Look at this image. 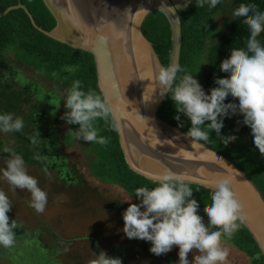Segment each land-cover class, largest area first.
Segmentation results:
<instances>
[{"label": "clouds", "instance_id": "clouds-1", "mask_svg": "<svg viewBox=\"0 0 264 264\" xmlns=\"http://www.w3.org/2000/svg\"><path fill=\"white\" fill-rule=\"evenodd\" d=\"M185 3L188 7L192 0H185ZM220 3L221 0H197L201 8L207 5L214 9ZM171 9L173 7L159 8L165 15H169ZM232 15L244 22L250 35L246 50L233 49L229 58L219 65L229 78H215L217 87L206 93L193 74L186 73L179 63H171L160 66L152 81L161 97L170 95L177 113L174 119L180 122L183 114L190 121L191 126L185 135L193 143L208 142L212 132L225 146L235 142L237 136L224 135L226 121L241 115L243 120L238 123L251 130L255 147L264 155V43L258 39L264 33V12L256 6L241 3ZM178 73L185 74L178 76ZM230 100L233 101L231 104L228 103ZM62 101L66 111L61 119L68 125H79L73 132L77 140L101 146L109 144V139L99 134L98 120L109 124L113 131H119L107 98L93 90L85 91L80 80L72 82ZM23 128L22 117L10 112L0 113V133L21 132ZM38 139L39 133L35 132L32 143L36 144ZM3 151L9 153L10 158L5 161L6 166L0 168V179L7 181L13 191L27 190L31 194L29 206L43 213L48 202L47 192L38 186L35 177L28 174L21 155L10 148ZM134 193L139 203H131L132 197L125 200L129 206L122 214V231L128 239L150 242L149 250L157 256L176 246L179 264H192L189 257L193 253H198L195 264H230L224 239L230 240L247 219L245 206L233 190L231 179L225 178L216 184L210 207L206 209L207 224L184 174L164 169L154 187H138ZM12 207L9 197L0 191V247L4 248L14 246L15 229L21 226L17 219L9 222L7 213ZM94 255L90 264H122L120 258L110 257L104 251Z\"/></svg>", "mask_w": 264, "mask_h": 264}, {"label": "trees", "instance_id": "trees-1", "mask_svg": "<svg viewBox=\"0 0 264 264\" xmlns=\"http://www.w3.org/2000/svg\"><path fill=\"white\" fill-rule=\"evenodd\" d=\"M227 1L221 0L216 8L209 9L207 5L203 8L199 7L197 0H193L188 7L177 10L182 28V49L179 64L186 70V73L196 76L197 68L202 66V71L207 70L227 76L219 68L221 62L229 58L233 49L246 50L250 32L245 27L244 22L235 18L232 13L241 3H246L250 7L256 6L259 11L264 12V0H230L231 9L225 8ZM18 5L25 6L36 25L43 30L49 32L55 27L56 22L42 0H0V15L8 8ZM225 13L227 16L224 15L220 23L223 33L221 35L211 34V30L215 27V17L218 14ZM142 31L147 40L152 43L162 66H167L171 51V30L164 14L160 10L153 11L144 21ZM217 36L218 41L209 45ZM258 39L261 43H264V33H261ZM11 52L19 64L27 68L31 67L35 76L62 87L65 93L74 80H80L85 91L93 90L102 95L97 86L96 66L93 56L42 34L33 27L28 14L21 8L12 10L5 16L0 17V113H3L4 109L5 113H14L16 116H19V113H24L26 116V120L23 119V130L12 133V136L16 137L20 144L25 142L26 145H23L22 148L19 147L20 145L14 146L11 150L21 155L25 160V164L34 166L45 173L49 170H57L65 183L79 185L80 181L73 184L75 183L73 179L76 178L73 173L78 169L76 165L71 168L73 171H70V168L69 170L66 169L67 163L60 146V139L67 144L72 143L73 138H75L73 132L78 129L79 125H68L61 118L58 119L59 109L54 116L52 125H49L44 119L49 117V111L44 108L40 101L37 102L41 104L40 110L33 109L34 105L31 104L36 102L31 90L33 85L19 89L17 82H14L13 77L17 78V76L13 70H10V65L5 60L6 55ZM205 62L207 65L203 67ZM184 74L178 73V76ZM212 88L214 87L212 86ZM56 93L57 90L55 92H45L44 95L49 99ZM232 102L231 100L228 101L230 104ZM236 103H238V100ZM176 115L174 102L168 94L159 109L158 117L186 133L191 125L182 123L183 127H181V120L177 122L174 119ZM181 118L186 117L181 114ZM58 120L67 125L61 136L53 129V125ZM236 124L237 121L234 125L236 126ZM96 126L100 129L99 134L108 138L110 143L101 146L87 142L90 158L89 168L92 174L101 182L120 188L130 198L132 197V199L139 202L135 197V189L138 187L151 188L155 186V183L135 174L128 168L120 148L117 131H113L110 125L103 120H98ZM37 129L41 133L39 135L40 139L37 140L36 144H33L26 133L27 131L36 132ZM29 135L31 134L29 133ZM70 135L72 138H69ZM213 139L214 137L210 136L208 142L201 143L232 161L255 184L264 198V166L255 164L252 159L240 161L238 164L236 157L211 143ZM34 145L38 146L34 148ZM227 149L231 150L230 147H227ZM5 155L10 156L9 153H5ZM190 186L193 189V198L200 204V214L207 224L206 209L210 207L213 191L196 185L190 184ZM114 207L119 208V202ZM15 232L19 234V237L23 234L21 231L15 230ZM225 241L251 258V264H264L263 255L244 225L230 240L224 239ZM9 250L6 248L4 256H2L5 262L8 260L7 264L11 262V255L7 256ZM113 256L120 258L121 262L123 261L122 250L119 247L113 248Z\"/></svg>", "mask_w": 264, "mask_h": 264}, {"label": "water", "instance_id": "water-1", "mask_svg": "<svg viewBox=\"0 0 264 264\" xmlns=\"http://www.w3.org/2000/svg\"><path fill=\"white\" fill-rule=\"evenodd\" d=\"M42 1L56 22L49 32L36 25L23 5L8 8L0 17L21 8L39 32L93 56L98 89L119 124L120 148L132 172L155 183L168 169L184 174L187 183L213 192L221 180L231 179L245 206L243 225L264 257V198L255 184L232 161L201 142L193 143L179 128L158 117L168 94L161 97L159 89H154L152 76L162 64L142 26L161 6L173 7L169 15L161 12L171 30L169 64L180 63L181 19L171 0H72L76 5H69L74 12L69 27L61 17L62 0ZM117 55L123 60L121 72L115 63Z\"/></svg>", "mask_w": 264, "mask_h": 264}, {"label": "rangeland", "instance_id": "rangeland-1", "mask_svg": "<svg viewBox=\"0 0 264 264\" xmlns=\"http://www.w3.org/2000/svg\"><path fill=\"white\" fill-rule=\"evenodd\" d=\"M171 2L176 10H182L186 7L185 0H171ZM225 8H232L230 0L226 2ZM224 15L227 16L225 13L215 17V27L211 30V34L221 35L223 33L220 23ZM217 41L218 36L209 45L215 44ZM5 60L10 65V70H13L17 76L13 79L15 83L17 82L19 89L33 85L31 90L36 101L31 104L34 105L33 109L39 111L42 104L49 111V117L44 118L49 125H52L58 109L57 118L60 119L64 112L62 100L65 90L35 76L33 69L19 64L14 59L12 52L6 55ZM204 65H207L206 62L203 67ZM195 75L194 77L206 93L210 92L212 86L217 87L214 82L215 78L228 77L215 74L212 71H202V66L197 68ZM56 90L57 93L53 97L49 99L45 97V92H55ZM28 95L31 96L29 93ZM39 101L41 104L37 103ZM3 113H5L4 109ZM19 117L26 120L24 113H19ZM242 120L241 115H235L226 121L224 135L237 136L235 142L225 146L217 134L212 132L210 136L214 139L211 143L236 157L238 164L240 161L252 159L255 164L264 166V155L255 147L251 130L242 123H238ZM181 123L190 124V121L187 118H181ZM66 128L67 125L60 120L53 125V129L58 132L59 136L64 133ZM36 132L41 134L38 129ZM26 134L29 139L35 136V132L27 131ZM69 138L72 136L70 135ZM73 139L70 144L60 139V146L67 163L66 169L69 170L70 168V171H73L71 168L74 165L78 169L73 173L76 177L73 179L75 182L73 184L80 181L79 185L65 183L57 170H49L45 173L26 164L28 174L35 177L38 180V186L47 192L48 202L43 213H38L29 206L31 194L27 190L17 189L13 191L7 181L0 179V191H4L13 204L11 211L7 213L10 218L9 222L17 219L21 226L15 230L23 232L20 237L19 234H16V242L10 248L14 250L10 264H90L95 259L94 254L99 255L101 251L106 252L110 257H114V247H119L122 250V264H179L178 247L174 246L170 252L157 256L150 252V242L139 239L130 240L125 236L122 231L124 227L122 214L129 206V202L124 201L131 198L120 188L103 183L92 174L89 168L90 158L87 142ZM18 141L16 137L12 136V133H0V168H4L6 166L5 161L10 158V156L5 155L4 148L13 149L14 146L18 145L22 148L23 145H26L25 142L20 144ZM37 146L34 145L33 147ZM227 147H230L231 150H228ZM117 202L120 204L119 208L114 207ZM130 202L139 203L134 199H131ZM224 245L229 249L230 264H251V258L244 253L226 241ZM40 246L44 247L45 250H42ZM35 247L37 252L34 254ZM4 250L6 248L0 247V264L8 262V260L7 262L2 260ZM197 255L198 253L190 255L189 259L192 264H195ZM7 256L10 254L8 253Z\"/></svg>", "mask_w": 264, "mask_h": 264}, {"label": "bare ground", "instance_id": "bare-ground-1", "mask_svg": "<svg viewBox=\"0 0 264 264\" xmlns=\"http://www.w3.org/2000/svg\"><path fill=\"white\" fill-rule=\"evenodd\" d=\"M69 1H71L73 3L72 0H62L61 4H60L61 7L63 8L61 10L62 11L61 17H62L63 23L66 27H69L70 17L72 16L71 14L74 13V12H72L73 8L71 9V7H75L74 5H76V3L71 4ZM122 61H123L122 58L117 55L115 63H116V67H117L118 72H121V70H122V66H123Z\"/></svg>", "mask_w": 264, "mask_h": 264}, {"label": "flooded vegetation", "instance_id": "flooded-vegetation-1", "mask_svg": "<svg viewBox=\"0 0 264 264\" xmlns=\"http://www.w3.org/2000/svg\"><path fill=\"white\" fill-rule=\"evenodd\" d=\"M19 241H21V240H19ZM37 247V246H36ZM36 247H35V252H34V254L37 252V249H36ZM41 247V249L42 250H45V248L44 247H42V246H40ZM15 249V248H14ZM14 250L13 249H10L9 251H8V253L11 255V262H12V259H13V254H14V252H13ZM47 251H49V250H47ZM2 260H4V258L2 259ZM5 261V260H4ZM10 262V263H11ZM7 264V263H6Z\"/></svg>", "mask_w": 264, "mask_h": 264}]
</instances>
